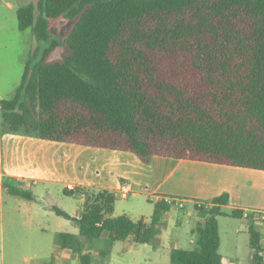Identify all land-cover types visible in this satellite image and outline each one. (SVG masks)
<instances>
[{"label":"trees","instance_id":"1","mask_svg":"<svg viewBox=\"0 0 264 264\" xmlns=\"http://www.w3.org/2000/svg\"><path fill=\"white\" fill-rule=\"evenodd\" d=\"M38 11V14H37ZM77 21L61 39L50 18ZM33 30L13 96L0 101L5 133L154 156L264 170V0H38L17 9ZM67 52L51 58L59 46ZM5 177L4 189L28 200L31 190ZM83 201L80 217L52 210L78 228L61 248L92 264L81 238L152 243L166 230L173 202H155L149 220L115 215L116 194L65 187ZM229 194L195 201L197 248L173 247L171 264H223L219 216ZM249 218L251 264H264V234Z\"/></svg>","mask_w":264,"mask_h":264},{"label":"rangeland","instance_id":"2","mask_svg":"<svg viewBox=\"0 0 264 264\" xmlns=\"http://www.w3.org/2000/svg\"><path fill=\"white\" fill-rule=\"evenodd\" d=\"M37 2L38 0H0V101L13 96L22 80L30 53L37 47L33 30L19 28L17 9ZM49 20L57 28L59 37L65 39L73 29L77 18L71 20L61 17ZM65 52L67 48L63 45L59 46L52 52L51 58L61 57ZM3 130L0 106V264H80L78 252L60 246V233L77 231V226L71 220L56 214L50 209V205H56L71 215H76L81 211L82 201L64 194L63 184L57 183L49 176L35 177V179L28 177L16 181L23 188L29 187L36 194V199L28 200L6 191L3 187L6 176L1 167V157L3 156L6 163V156L7 159L12 160L13 153L6 151L4 145H1L4 143L3 135L7 134ZM57 161L58 167L56 166V170H51L53 175L66 176L74 172L71 168L64 169L59 159ZM83 169L84 166L78 167V173L82 174ZM88 171L91 175L92 169ZM36 180L37 182L34 183ZM47 191H49L48 196ZM164 197L177 199V202L172 204L171 212L167 214V220L173 226V235L179 233L181 238L186 240V237L190 236V229L195 226L198 219L194 208L195 201L206 203L211 198H193L192 202H188L187 198L178 195L166 194ZM181 200L184 201V207L179 206ZM223 210L226 213L231 212L228 206H224ZM152 213L153 201H150L146 195L129 194L128 198L116 196L115 214L117 215L129 214L134 220L141 217L149 220ZM218 220L221 237L220 254L228 260L238 257L241 264H250L248 226L241 222L240 218L229 215L219 216ZM258 222H262V225L257 224V229L264 231V221ZM238 228L240 231H237ZM81 241L84 249H88L89 246L94 247L93 245L96 244L104 250L103 254L93 257L92 264H171L169 248L154 249L150 243H136L131 237L116 242H111L109 238L90 240L82 237ZM181 246L193 248L195 244L182 242Z\"/></svg>","mask_w":264,"mask_h":264},{"label":"crops","instance_id":"3","mask_svg":"<svg viewBox=\"0 0 264 264\" xmlns=\"http://www.w3.org/2000/svg\"><path fill=\"white\" fill-rule=\"evenodd\" d=\"M3 140L1 145H4L6 151L13 153L12 160L6 156V163L3 156L1 157L3 174L16 180L49 176L64 187L72 185L107 189L119 196L125 187L129 194L146 195L153 201V210L155 202L165 198L166 194L182 196L192 202L193 198H212L226 192L230 199L226 206L231 210L239 208L264 212V170L165 156H154L149 163H145L129 151L50 141L20 134L7 133L3 135ZM58 159L64 169L71 168L75 173L66 176L53 175L51 170L58 167ZM83 166L84 172L78 173V167ZM89 169H92L91 175ZM36 182L37 180L34 183ZM33 194L36 199V194ZM46 194L48 196L49 191ZM52 206L56 205H50L51 210ZM81 214L82 208L78 214L72 216L80 217ZM240 221L249 228L248 219L240 218ZM167 222L166 230L150 243L154 249L169 248L171 252L173 247H182V242L195 244V247L190 249L197 248L198 235L192 233L193 227L190 229V236L184 240L179 233L173 235V226L169 220ZM257 224L262 225V222H256V226ZM238 230L240 231V228ZM260 231L264 234V231ZM72 233L78 234V230ZM110 237L111 234L105 232L98 239ZM93 246L88 248L93 257L104 253L98 245ZM251 257L252 249L249 254L250 264ZM222 258L223 264H241L238 257L229 260L223 256Z\"/></svg>","mask_w":264,"mask_h":264},{"label":"built area","instance_id":"4","mask_svg":"<svg viewBox=\"0 0 264 264\" xmlns=\"http://www.w3.org/2000/svg\"><path fill=\"white\" fill-rule=\"evenodd\" d=\"M68 188L73 189L74 186L68 185ZM120 195H121L122 198H127L128 195H129V191L125 187H123L122 190H121V192H120ZM163 199H165L166 201L171 202V203L173 202V204H174V202H177V199H169V198H163ZM179 206L180 207H184L185 206L183 200H181L179 202ZM253 213L254 214H261V216L264 218V212H260V211H250V210H244L243 217L249 220L251 214H253Z\"/></svg>","mask_w":264,"mask_h":264}]
</instances>
